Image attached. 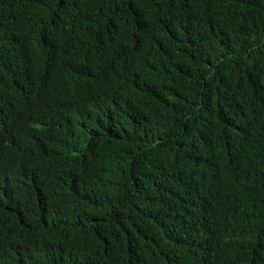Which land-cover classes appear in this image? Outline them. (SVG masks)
Returning a JSON list of instances; mask_svg holds the SVG:
<instances>
[{
	"label": "trees",
	"instance_id": "trees-1",
	"mask_svg": "<svg viewBox=\"0 0 264 264\" xmlns=\"http://www.w3.org/2000/svg\"><path fill=\"white\" fill-rule=\"evenodd\" d=\"M0 264H264V0H0Z\"/></svg>",
	"mask_w": 264,
	"mask_h": 264
}]
</instances>
